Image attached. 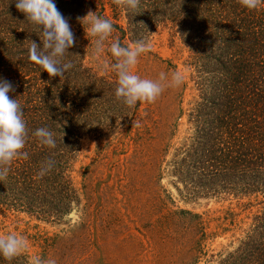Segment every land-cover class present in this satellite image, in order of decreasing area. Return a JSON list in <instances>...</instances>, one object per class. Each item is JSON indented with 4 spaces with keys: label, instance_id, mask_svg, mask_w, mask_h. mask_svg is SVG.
Returning a JSON list of instances; mask_svg holds the SVG:
<instances>
[{
    "label": "trees",
    "instance_id": "trees-1",
    "mask_svg": "<svg viewBox=\"0 0 264 264\" xmlns=\"http://www.w3.org/2000/svg\"><path fill=\"white\" fill-rule=\"evenodd\" d=\"M54 2L76 40L69 50L75 56L67 57L75 68L63 79L29 61L26 41L40 44L38 33L15 0H0V79L13 85L9 97L19 100L29 130L23 149L28 158L14 160L7 179L0 181V206L48 223H59L72 212L79 200L72 171L83 140L128 123L132 127L142 106L129 109L116 101L117 76L110 67L115 61L107 45L118 39L127 46L169 27L187 46L192 71L189 81L175 88L182 96L189 89L193 95L187 109L179 103L177 128L187 116V129L169 148L167 169L188 197L231 198L243 212L256 210L246 229L239 228L237 213L225 212L217 228L233 232L232 240L212 258L218 264H264V5L250 11L238 0H141L133 12L112 0ZM89 10L115 29L99 57L93 55L95 38L77 20ZM40 127L56 134L55 149L32 135ZM49 158L55 167L38 177ZM29 261L27 253L12 261L0 257V264Z\"/></svg>",
    "mask_w": 264,
    "mask_h": 264
},
{
    "label": "rangeland",
    "instance_id": "rangeland-1",
    "mask_svg": "<svg viewBox=\"0 0 264 264\" xmlns=\"http://www.w3.org/2000/svg\"><path fill=\"white\" fill-rule=\"evenodd\" d=\"M150 40L152 49L139 57L135 74L155 81L161 72L170 80L180 71L188 82L189 50L174 31L161 28ZM182 95L166 87L155 103L142 104L139 127L128 123L83 140L72 171L79 200L61 222L0 206V235L25 237L24 253L56 264H218L212 255L233 235L217 228L219 219L234 211L246 229L256 210L243 212L231 198H191L175 183L167 169L169 148L185 135L187 116L177 128L179 103L187 109L193 91Z\"/></svg>",
    "mask_w": 264,
    "mask_h": 264
},
{
    "label": "clouds",
    "instance_id": "clouds-1",
    "mask_svg": "<svg viewBox=\"0 0 264 264\" xmlns=\"http://www.w3.org/2000/svg\"><path fill=\"white\" fill-rule=\"evenodd\" d=\"M112 2L133 12L141 5V0ZM238 3L251 11L259 10L264 5V0H238ZM15 6L34 27L41 42L38 44L31 39L26 41L29 61L39 66L43 72H47L50 77L63 79L66 73L75 68L74 62L67 59L69 55L75 56L69 51L76 44L70 23L58 10L54 0H15ZM77 20L84 26L87 36L95 38L91 41L93 55L99 57L105 51L106 42L115 30L113 23L91 10L86 16L77 17ZM139 25L144 24L141 22ZM151 35L154 34L143 36L127 46H123L118 39L107 45V50L115 61L110 65L117 76L115 99L129 109L136 107L138 103H155L166 87H179L184 82V76L180 71L172 73L170 80L163 72L155 81L135 74L133 70L139 62V57L152 49ZM105 67L109 66L106 64ZM14 91L11 82L0 79V181L7 179L10 165L14 160L28 158V153L23 149L29 137V130L19 100L9 97V93ZM133 123L134 128L140 126L138 120H134ZM32 135L38 139L40 145L51 149L57 146L56 134L48 127L37 128ZM54 167L55 161L47 159L37 176L42 178ZM27 249L28 241L25 237L15 233L0 235V257L4 260L12 261ZM29 264H56V261L33 256Z\"/></svg>",
    "mask_w": 264,
    "mask_h": 264
}]
</instances>
